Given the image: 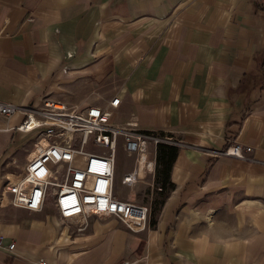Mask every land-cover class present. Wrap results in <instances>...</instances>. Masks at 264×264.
Listing matches in <instances>:
<instances>
[{
  "label": "crops",
  "instance_id": "crops-1",
  "mask_svg": "<svg viewBox=\"0 0 264 264\" xmlns=\"http://www.w3.org/2000/svg\"><path fill=\"white\" fill-rule=\"evenodd\" d=\"M116 96L115 123L179 141L164 192L152 142L119 172L126 188L148 177L154 225L91 216L78 230L54 197L37 212L9 204L36 131L16 129L22 111L0 114V234L16 243L0 264H264V0H0V100ZM236 142L246 160L216 153Z\"/></svg>",
  "mask_w": 264,
  "mask_h": 264
},
{
  "label": "built area",
  "instance_id": "built-area-1",
  "mask_svg": "<svg viewBox=\"0 0 264 264\" xmlns=\"http://www.w3.org/2000/svg\"><path fill=\"white\" fill-rule=\"evenodd\" d=\"M119 101L116 96L109 100V107L90 104L77 108L54 97H46L38 107L0 100L1 115L9 118L18 111L24 113L16 129L36 131L24 172L8 184V203L37 212L54 197L59 218L75 223L78 230L88 225L91 216H115L133 232L145 230L150 206L123 201L114 194L120 140L129 153H142L149 142L157 147L158 143L178 145L179 141L169 134L142 129L136 120L115 123L112 107ZM245 150L251 146L236 142L216 153L246 160ZM140 177L137 169L126 174L124 182L131 185ZM15 245L0 234V248L12 251ZM39 264L46 261L41 259ZM142 264H147L146 257Z\"/></svg>",
  "mask_w": 264,
  "mask_h": 264
},
{
  "label": "rangeland",
  "instance_id": "rangeland-1",
  "mask_svg": "<svg viewBox=\"0 0 264 264\" xmlns=\"http://www.w3.org/2000/svg\"><path fill=\"white\" fill-rule=\"evenodd\" d=\"M89 149V147H86ZM135 166V161L131 155L127 154V151L122 146V141L120 140V145L117 150V167H116V175H115V194L117 197L123 199L133 198L136 202L139 203H148L150 204V216H149V224L145 230H149L151 226V221L154 216L159 213L161 209V204L155 203L156 194L155 192L151 191V187L148 185V177L146 178L145 182H140L134 185L133 187L128 186L127 188L123 186V184L119 183V172L122 170H129ZM109 218V217H108ZM114 219V217H111ZM109 218V219H111ZM63 221V220H62ZM65 223H69V221H63ZM70 224V223H69ZM124 229L127 228L124 225ZM78 229V227H77Z\"/></svg>",
  "mask_w": 264,
  "mask_h": 264
},
{
  "label": "trees",
  "instance_id": "trees-1",
  "mask_svg": "<svg viewBox=\"0 0 264 264\" xmlns=\"http://www.w3.org/2000/svg\"><path fill=\"white\" fill-rule=\"evenodd\" d=\"M178 149V145L175 144L158 143L157 145V161L162 165L160 169L162 192L168 188L170 164L177 154ZM151 225H154V221H151Z\"/></svg>",
  "mask_w": 264,
  "mask_h": 264
},
{
  "label": "bare ground",
  "instance_id": "bare-ground-1",
  "mask_svg": "<svg viewBox=\"0 0 264 264\" xmlns=\"http://www.w3.org/2000/svg\"><path fill=\"white\" fill-rule=\"evenodd\" d=\"M144 157H145V154H144ZM140 173H141V175H143V171L142 170L140 171Z\"/></svg>",
  "mask_w": 264,
  "mask_h": 264
}]
</instances>
